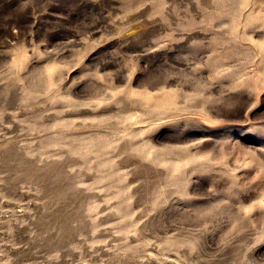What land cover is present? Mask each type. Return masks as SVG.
<instances>
[{
    "label": "rangeland",
    "instance_id": "374dc122",
    "mask_svg": "<svg viewBox=\"0 0 264 264\" xmlns=\"http://www.w3.org/2000/svg\"><path fill=\"white\" fill-rule=\"evenodd\" d=\"M0 264H264V0H0Z\"/></svg>",
    "mask_w": 264,
    "mask_h": 264
}]
</instances>
